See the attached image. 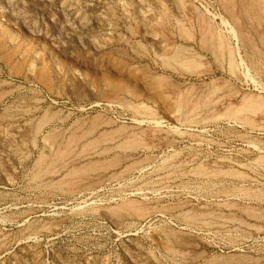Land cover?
<instances>
[{
	"label": "rangeland",
	"instance_id": "rangeland-1",
	"mask_svg": "<svg viewBox=\"0 0 264 264\" xmlns=\"http://www.w3.org/2000/svg\"><path fill=\"white\" fill-rule=\"evenodd\" d=\"M263 5L0 0V264H264Z\"/></svg>",
	"mask_w": 264,
	"mask_h": 264
},
{
	"label": "bare ground",
	"instance_id": "bare-ground-1",
	"mask_svg": "<svg viewBox=\"0 0 264 264\" xmlns=\"http://www.w3.org/2000/svg\"><path fill=\"white\" fill-rule=\"evenodd\" d=\"M258 1V0H257ZM262 1V3L264 4V0H261ZM261 3V2H260ZM264 6V5H263ZM252 7V6H251ZM248 8V7H247ZM255 12V11H254ZM253 12V13H254ZM256 14V13H255ZM260 15V14H259ZM262 15V14H261ZM263 16V15H262ZM260 17V16H259ZM263 18V17H262ZM264 19V18H263ZM129 206V205H128ZM125 207V206H124ZM249 213V212H248ZM250 214V213H249ZM254 215V214H253ZM262 218H263V216H262ZM229 260V259H228Z\"/></svg>",
	"mask_w": 264,
	"mask_h": 264
}]
</instances>
